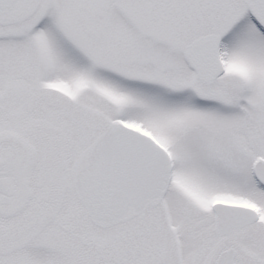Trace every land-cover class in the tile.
<instances>
[{
  "label": "snow or ice",
  "instance_id": "obj_1",
  "mask_svg": "<svg viewBox=\"0 0 264 264\" xmlns=\"http://www.w3.org/2000/svg\"><path fill=\"white\" fill-rule=\"evenodd\" d=\"M0 264H264V0H0Z\"/></svg>",
  "mask_w": 264,
  "mask_h": 264
}]
</instances>
